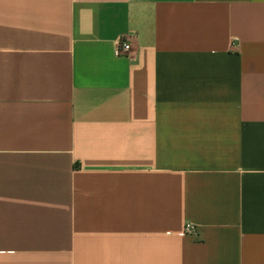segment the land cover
Returning <instances> with one entry per match:
<instances>
[{
	"label": "crops",
	"instance_id": "obj_1",
	"mask_svg": "<svg viewBox=\"0 0 264 264\" xmlns=\"http://www.w3.org/2000/svg\"><path fill=\"white\" fill-rule=\"evenodd\" d=\"M0 264H264V0H0Z\"/></svg>",
	"mask_w": 264,
	"mask_h": 264
},
{
	"label": "built area",
	"instance_id": "obj_2",
	"mask_svg": "<svg viewBox=\"0 0 264 264\" xmlns=\"http://www.w3.org/2000/svg\"><path fill=\"white\" fill-rule=\"evenodd\" d=\"M130 51V44L127 43L126 41H120L119 42V47H118V50H117V54L119 56H126L127 53ZM193 231V227L191 225H186L185 226V232L186 233H191Z\"/></svg>",
	"mask_w": 264,
	"mask_h": 264
}]
</instances>
